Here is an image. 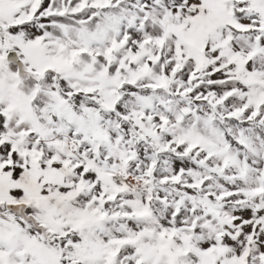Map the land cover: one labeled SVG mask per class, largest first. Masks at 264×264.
Wrapping results in <instances>:
<instances>
[{
	"label": "snow or ice",
	"instance_id": "1",
	"mask_svg": "<svg viewBox=\"0 0 264 264\" xmlns=\"http://www.w3.org/2000/svg\"><path fill=\"white\" fill-rule=\"evenodd\" d=\"M0 264H264V0H0Z\"/></svg>",
	"mask_w": 264,
	"mask_h": 264
}]
</instances>
